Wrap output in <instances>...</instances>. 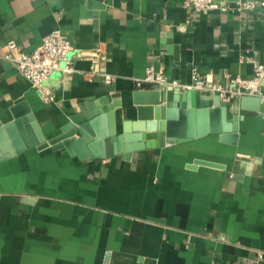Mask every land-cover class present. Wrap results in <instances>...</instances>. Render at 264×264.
<instances>
[{
    "label": "crops",
    "instance_id": "0c3cea01",
    "mask_svg": "<svg viewBox=\"0 0 264 264\" xmlns=\"http://www.w3.org/2000/svg\"><path fill=\"white\" fill-rule=\"evenodd\" d=\"M57 28L78 53L76 71L56 74L54 99L45 101L0 57V130L24 98L48 142L72 115L101 131L116 123L121 133L148 93L163 89L138 83L149 66L184 82L198 67L227 84L264 64V6L195 11L185 0H0V50L10 39L32 50ZM240 98L228 102L229 117L241 112ZM3 132L0 264H264L257 260L264 253V113L240 120L235 144L209 132L109 159L86 156L87 140L83 155L75 146L72 153L34 146L12 154Z\"/></svg>",
    "mask_w": 264,
    "mask_h": 264
},
{
    "label": "water",
    "instance_id": "95a60500",
    "mask_svg": "<svg viewBox=\"0 0 264 264\" xmlns=\"http://www.w3.org/2000/svg\"><path fill=\"white\" fill-rule=\"evenodd\" d=\"M229 109V103L219 94H206L190 89H157L148 93L145 103L138 105L135 120L124 121L121 133H117L116 123L111 131H101L93 129L84 121L83 116L72 115V122L48 142L22 98L12 108L14 120L6 124L0 133L7 131L12 139L15 148L11 151L12 154L34 146H52L72 153L71 147L75 146L83 155L81 146L87 140L90 153L86 156L92 159H109L118 153L127 152L129 156L134 150L161 147L168 142H183L209 132L220 133L222 141L235 144L239 137L240 120L250 111L262 115L264 102L260 96L243 95L240 98L241 112L229 117ZM194 117L198 119L196 126ZM76 134L81 138H75ZM198 163L213 165L211 162L196 160L195 165Z\"/></svg>",
    "mask_w": 264,
    "mask_h": 264
},
{
    "label": "built area",
    "instance_id": "2783aa9c",
    "mask_svg": "<svg viewBox=\"0 0 264 264\" xmlns=\"http://www.w3.org/2000/svg\"><path fill=\"white\" fill-rule=\"evenodd\" d=\"M185 4L195 11L238 9L240 11L253 10L264 6V1L241 0L235 6L228 0H185ZM78 56L74 45L57 28L43 37L42 42L32 50H27L15 39H10L0 50V57L13 63L19 72L37 88L45 101L54 99V94L49 87V81L56 75L70 77L75 71L74 59ZM101 72V70H99ZM97 69L89 73L94 74ZM106 74V73H105ZM108 80L112 76L106 74ZM264 64H257L255 74L251 77L240 74L231 77L227 84L211 78L208 73L202 72L198 67L192 70L191 80L184 82L171 78L163 69L149 66L146 76L139 79V84H154L163 89H190L200 90L206 94H219L226 102L243 95L260 96L264 101ZM258 261L264 260V253L258 254Z\"/></svg>",
    "mask_w": 264,
    "mask_h": 264
}]
</instances>
